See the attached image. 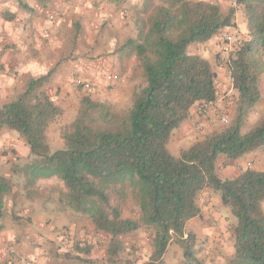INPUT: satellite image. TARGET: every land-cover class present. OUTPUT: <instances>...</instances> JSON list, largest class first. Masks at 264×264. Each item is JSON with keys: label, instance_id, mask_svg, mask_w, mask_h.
I'll use <instances>...</instances> for the list:
<instances>
[{"label": "trees", "instance_id": "1", "mask_svg": "<svg viewBox=\"0 0 264 264\" xmlns=\"http://www.w3.org/2000/svg\"><path fill=\"white\" fill-rule=\"evenodd\" d=\"M238 7L243 9L246 38L228 61L236 93L233 116L222 129L173 155L167 147L172 131L195 103L213 102L217 96L210 61L189 46L232 26ZM134 26L135 35L115 49L124 68L133 61L132 71L143 79L128 109L82 96L75 118L61 130L64 146L52 151L46 130L63 109L47 91L51 72L30 78L22 93L0 106V129L15 131L29 148L28 161L12 164L11 172L21 176L30 200L55 192L60 209L87 216L109 238L105 262L112 264L124 249L120 237L140 228L148 232L149 254L138 264H166L163 255L171 243L186 263L204 264L196 255L198 238L185 226L200 214V191L211 188L236 219L228 264H264V171L246 169L221 179L215 166L219 155L234 160L264 147V112L246 132L241 130L261 98L264 0H238L226 11L216 1L161 0L145 16H137ZM51 177L61 185L37 184ZM13 186L12 178L0 174V217L6 214L5 198ZM128 198L137 207L136 218L122 215ZM78 251L84 252L82 247ZM64 258L96 264L78 254Z\"/></svg>", "mask_w": 264, "mask_h": 264}, {"label": "crops", "instance_id": "2", "mask_svg": "<svg viewBox=\"0 0 264 264\" xmlns=\"http://www.w3.org/2000/svg\"><path fill=\"white\" fill-rule=\"evenodd\" d=\"M134 1L79 0V7H81L79 9H82L83 13H85L83 14L86 21L85 24L88 26V29L84 32V37H87L89 45L81 48V52L73 56L76 59L68 60V63H61L55 70L54 62H52V59L47 58H33L25 63H19L15 69L18 72L17 75L20 78L21 86L26 79L51 72L48 93L53 101L64 110L63 116L59 119L63 123L68 122V116L70 118L69 122L74 119L78 101L85 94L110 103L117 102V104H122L126 99H130L138 82L133 79L129 69L124 68L125 64H123V61L119 58V53L115 49L127 37L135 35L132 15H125L124 18L118 10L121 5H132ZM209 1L218 2L223 11H226L225 7L229 5L228 0ZM119 4H121L120 7ZM242 15L243 13L239 8L234 13V24L222 28L203 44L216 53L221 51V55L229 54L228 51L232 49L230 46L234 45L233 47H236V44L234 39L227 40L226 35L234 33L233 28L236 27L240 32V36L242 38L246 37L245 20ZM103 21L107 22V27L101 31L97 30L96 28ZM222 37L227 43L225 46L221 42ZM190 48L191 45L189 46ZM7 63V67L12 66L9 62ZM210 63L216 73V82L218 83L216 101L219 105L221 99L218 96L219 92L226 87L224 81L226 76L227 79L229 76L228 70L225 71L226 68H224L228 61L225 60L224 63L222 62L219 65L217 63L213 64L211 61ZM113 73L118 74L117 80L111 78ZM73 77L90 82V88L86 89L72 84ZM59 87L60 91L58 92ZM15 89V86L11 85L8 88V92L12 94ZM229 91L232 92L233 89H229ZM233 94L236 95L234 91ZM70 104L72 105L71 107H74L73 110L69 107ZM198 106L199 103H195L190 109L188 118L172 131L167 147L173 155L177 156L181 149L189 147L194 141L201 138L199 137L200 135L212 131L213 115L210 112L211 110L208 113V117H204L199 115ZM256 106L254 109H256ZM248 117H250V114ZM257 118H254L255 121ZM197 125L202 126V130L199 133L195 130ZM50 130V127H48L46 136L49 143L53 144L50 139ZM23 143V153L18 152L16 157L12 158L13 161H20L29 157V148L25 141ZM58 143L60 145L62 143L60 138L59 142L57 140ZM15 147L19 151L17 144H15ZM9 164L10 162L0 155V174L10 177L14 181L11 193L5 198L6 214L0 217V263L8 261L10 264H65V262L71 261L64 258L67 253L71 255L78 254L88 260H95L99 257H105L106 259V238L99 239L97 237H100L101 234L107 237L105 233L95 230L87 216L77 214L68 208L60 209L54 193L48 194L46 191L41 198L33 200L27 198L21 186V176L11 172ZM215 166L217 175L221 179L237 177L247 168L264 171V147L257 148L234 160H229L225 156L219 155ZM16 177L19 182L18 187H16L17 184L15 183ZM57 180L56 177L40 179L37 184L48 186L55 183V181L57 182ZM58 182L61 183L60 180ZM197 203L200 208V214L187 222L185 230L194 231L198 239L201 237V233H208L213 236L219 235L218 230L221 229L223 231V221L219 220V223L215 224L211 222L210 215L218 220L223 212L222 210L229 211V209L221 204L219 195L208 187H204L200 191ZM261 207L264 210V201L261 203ZM229 215L231 223L235 224L236 221L233 220L230 211ZM204 219L207 221L205 222ZM201 220H204L205 224ZM207 222L211 223V225ZM144 231L141 232L140 228L129 233V236L133 238V243L135 241L140 242V238L148 236ZM94 233H97V235ZM122 237L120 238L122 239ZM222 237L224 236L222 235ZM64 243H68L66 246H71V248L66 247L68 250L65 249ZM81 247L84 252L78 251ZM135 247L136 245L133 244L134 249ZM170 249H173L174 252L177 251V259L179 260L181 254L174 243L167 247V251L163 255L164 260ZM76 264L94 263L79 262Z\"/></svg>", "mask_w": 264, "mask_h": 264}, {"label": "rangeland", "instance_id": "3", "mask_svg": "<svg viewBox=\"0 0 264 264\" xmlns=\"http://www.w3.org/2000/svg\"><path fill=\"white\" fill-rule=\"evenodd\" d=\"M228 1L229 5L225 7L226 9L230 6L233 7L230 4L231 0ZM160 2L161 0H135L132 5L119 4V7L121 5V8H118V10L120 11V15H122L124 18L125 15H132L133 19L135 20L137 16H145L146 13L152 11L154 6L156 4H159ZM79 8H81L79 7V0H0V106L13 99L26 89L27 83L30 78L28 80L26 79V81H24V84L21 86L20 78H18L17 75L18 72L15 69V67H17L19 63H25L33 58H47L52 59V62H54L55 70L61 63H68V60H72L73 58H75L73 56L79 54L82 50L81 48L87 47V45H89L86 39L87 37H84V32L88 29V26L85 24L86 21L83 15L85 13H83V10ZM239 8L240 7H238L236 11L239 10ZM240 10L243 13V9L240 8ZM50 16H53V18L50 19ZM106 23V21L100 22L99 26L96 29L99 31L105 29L107 27ZM245 38L246 37H241L242 41H244ZM221 42L224 46L227 44L224 41V37H222ZM203 43L191 44V48L189 49V51L192 53L203 55L204 58L208 59L213 64L217 63L218 65L222 62L224 63L225 60L229 61L230 54L235 48L232 46L233 48L228 51L229 54L226 53L225 55H221V51L220 53L219 51L218 53H216ZM7 62H9L12 66L10 65L11 67H7ZM132 64L133 61H131V64L128 65V69L133 79L138 82L133 91L135 92L139 88V86L143 84V79L138 73L134 74V70L132 71L131 69ZM224 68H226L225 71L228 70V63ZM74 80L75 77L72 78V84H75ZM226 80L224 81L226 87L222 89V91L219 92L218 95L219 98L221 97L219 105L214 106L210 109V112L213 115L212 130L222 129L224 126L229 124L233 116L236 95L233 94L234 90L232 92L229 91V89L232 90V84L231 81L227 79V76ZM217 84L218 83L216 82V90ZM11 85L15 86L16 88L14 90V93L12 94L8 92V88ZM78 86L83 87L81 85ZM260 87L261 98L257 102V106L255 105L256 109H254V107V110L252 109V111L249 112L250 117H247V120L245 121L241 129L242 132H246L255 122L254 118L259 117L264 112V73L260 76ZM59 91L60 87L58 88V92ZM132 98L133 93L130 99H126V101H124L122 104H117V102L110 104L116 110H126L131 106ZM79 101L75 111L76 113L79 107ZM71 106L72 105L70 104L69 107L73 110L74 107ZM221 115L227 117V122H222L220 120ZM62 116L63 113L62 115L51 121L49 123L50 126L48 125V127H50L51 129L50 139L53 144H50L49 141L48 143L52 151L64 146V141L61 137V130L66 124L72 122H69L70 118L68 116V122L63 123V121L59 120ZM204 135L205 134H202L199 137L202 138ZM59 138L62 141L61 145L59 143L57 144V140L59 142ZM23 142V138L20 137L15 131L9 130L7 128L0 129V155H2L4 159L10 162V168L14 163L18 162L19 164H23L28 161V158H24V160L20 161L12 160V158L16 157L18 152L23 153ZM15 144H17L19 151L15 149ZM58 180L57 182L55 181V183H53L52 185H48V188H50V186H55V188L57 186H60ZM15 183L17 184L16 187H18L19 182L17 177L15 179ZM53 193L57 197V194L55 192ZM222 211L223 212L218 220H216L212 215H210V219H212L211 222L215 224L219 223V220H222L224 225L223 231L219 229V235L214 236L208 233H201L202 235L198 239V245L196 246V255L204 264H228V258L232 255V226L234 224H232L230 220V210L227 211L223 209ZM122 215L130 218L137 217V207L135 206L131 198H128L123 205ZM232 218L236 221L233 215ZM204 220H201L203 224H205ZM206 221L207 220H205V222ZM209 225H211V223ZM143 231L144 228H141V232ZM144 232L148 234L146 230ZM94 234H92V236H94ZM95 235H97V233ZM222 235L224 237H222ZM97 237L99 239L106 238V249L109 238L105 237L104 234H101L100 237ZM140 239L142 240H140L141 243L139 241H135V243H133V238L132 236L130 237L129 234L122 237L124 249L122 252H120L116 264H136V262L138 264L148 257V236H144ZM133 244L136 245L135 249L133 248ZM66 245H68V243H64L65 249L68 250V248H71V246L68 247ZM179 252L181 254L180 249ZM180 259H177V251L174 252L173 249H170L168 254L166 255L165 262L166 264H188L181 255ZM94 261L96 264H112L105 262V257L96 258ZM65 264L76 263L74 261H67V263L65 262Z\"/></svg>", "mask_w": 264, "mask_h": 264}, {"label": "built area", "instance_id": "4", "mask_svg": "<svg viewBox=\"0 0 264 264\" xmlns=\"http://www.w3.org/2000/svg\"><path fill=\"white\" fill-rule=\"evenodd\" d=\"M237 3H238V0H231V2H230V4L233 7H236ZM52 18H53V16H50V19H52ZM233 32L234 33H232L231 35H226V38H227V40L234 39L236 46H239L242 43V39L239 36V30L237 28H233ZM230 47L233 48L232 46H230ZM111 78L117 80L118 76H117V74L114 73V74L111 75ZM228 79L230 80V75L228 76ZM74 82H75L76 85H81V86H83L86 89L90 88V82H88L86 80H83L81 78H78V77L75 78ZM214 106H218V102L216 101V99L213 102H204V101L199 102V106H198L199 115L204 116V117H208V112ZM220 120L222 122H227V117L224 116V115H221L220 116ZM195 130H196L197 133L201 132L202 126L197 125Z\"/></svg>", "mask_w": 264, "mask_h": 264}]
</instances>
